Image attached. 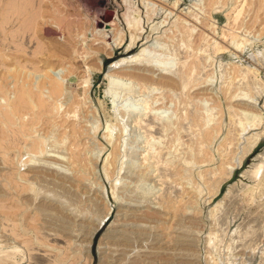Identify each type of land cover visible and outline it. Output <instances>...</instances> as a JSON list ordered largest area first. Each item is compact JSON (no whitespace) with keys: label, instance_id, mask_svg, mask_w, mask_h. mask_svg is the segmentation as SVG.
Returning a JSON list of instances; mask_svg holds the SVG:
<instances>
[{"label":"rangeland","instance_id":"1","mask_svg":"<svg viewBox=\"0 0 264 264\" xmlns=\"http://www.w3.org/2000/svg\"><path fill=\"white\" fill-rule=\"evenodd\" d=\"M99 1L21 5L30 13L19 51L0 30V264H264V91L253 85L264 81L262 0ZM133 19L139 31L128 28ZM141 32L151 49L164 47L148 55L184 71L199 60L195 82L182 89L177 74L178 88L166 87L144 67L149 80L115 69L141 50L130 45ZM56 78L65 95L54 102ZM24 83L35 107L22 99ZM239 94L253 104H238Z\"/></svg>","mask_w":264,"mask_h":264},{"label":"bare ground","instance_id":"2","mask_svg":"<svg viewBox=\"0 0 264 264\" xmlns=\"http://www.w3.org/2000/svg\"><path fill=\"white\" fill-rule=\"evenodd\" d=\"M39 1V0H38ZM43 1V0H42ZM218 1H220V0H218ZM34 0H1V4L3 5V8H2V13H1V17H0V30H1V33L3 34V39H4V45H5V48L6 49H10V44L11 43H14L15 44V48L19 51V46H21V43H22V40L24 39V37H25V33H24V31L21 29L22 28V24L25 22V17H26V15L28 14V13H30V12H28L29 11V8L27 7L25 10L23 9V7H25V6H22L21 7V5H27V4H30V6H32V5H34ZM48 2V1H47ZM98 2V1H97ZM100 2V5H102L104 2H105V0H100L99 1ZM124 2V1H123ZM144 2V1H143ZM214 3V2H213ZM219 3V2H218ZM38 4V3H37ZM124 4V3H123ZM127 4V3H126ZM104 5V4H103ZM122 5V4H121ZM215 5H217V4H215ZM219 5V4H218ZM246 5H248L249 7H251L252 5H253V3L252 2H250V1H247V3H246ZM119 6V5H118ZM124 6V5H123ZM144 6V5H143ZM176 6V5H175ZM214 6V5H213ZM51 7V6H50ZM60 7V6H59ZM104 7V6H103ZM127 7V6H126ZM145 7V6H144ZM264 7V1L262 0L261 2H259V8L261 9V8H263ZM105 8H106V5H105ZM136 8V7H135ZM161 8V7H160ZM126 9H128V8H126ZM133 9V8H132ZM34 10V9H33ZM36 11H37V9H35ZM103 11V10H102ZM114 11H116V10H114ZM129 11V10H128ZM127 12V11H126ZM168 12V11H167ZM241 12H242V10H239L238 12H237V15L235 16V18H234V22H237L238 20H239V16H240V14H241ZM33 13V12H32ZM40 13V12H39ZM58 13V12H57ZM106 13V12H105ZM34 14H36V13H34ZM60 14V13H59ZM68 14V13H67ZM77 14V13H76ZM121 14V13H120ZM132 14V13H131ZM164 14V13H163ZM170 14V13H169ZM90 15V14H89ZM103 15V19H104V17L106 18V19H108V17H107V15L106 14H102ZM115 15H117V14H115ZM115 15H114V17H115ZM124 15V14H123ZM64 16V15H63ZM132 16V15H131ZM141 16V15H140ZM28 17V16H27ZM67 17V16H66ZM31 18V17H30ZM34 18H37V16L36 17H34ZM47 18V17H46ZM71 18H74V17H70V19ZM76 18H79V17H76ZM113 18V17H112ZM123 18V17H122ZM125 18L127 19V14L125 15ZM131 18V17H130ZM41 19V18H40ZM65 19V18H64ZM68 19H69V17H68ZM75 19V18H74ZM80 19V18H79ZM38 20V19H37ZM48 20V19H47ZM66 20H67V18L64 20L65 22H66ZM105 20V19H104ZM177 20V19H176ZM92 21V20H91ZM114 21H117V19L116 20H114ZM27 22V21H26ZM38 22V21H37ZM56 22V21H55ZM109 22V21H108ZM150 22V21H149ZM57 23H58V21H57ZM114 22L112 21V22H110V23H107V25H109V27L113 24ZM116 23V22H115ZM133 23V24H132ZM45 24V23H44ZM56 24V23H55ZM59 24V23H58ZM62 24V23H61ZM41 25V24H40ZM115 25V24H114ZM129 25V27L128 28H131V27H133V29L136 27V29L139 31V27H138V25H139V20H137V19H133V20H127V26ZM143 25V24H142ZM140 26V25H139ZM54 27V26H53ZM58 27V26H57ZM28 28V27H27ZM46 28V27H45ZM58 28H60V26L58 27ZM44 29V28H43ZM47 29H48V27H47ZM54 29V28H53ZM75 29V28H74ZM110 29V28H109ZM45 30V29H44ZM77 30V29H76ZM57 31V30H56ZM58 31H59V29H58ZM103 31V30H102ZM120 31V30H119ZM129 31V30H128ZM55 32V31H54ZM60 32V31H59ZM191 32H192V30H191ZM44 33V32H43ZM42 33V34H43ZM58 33V32H57ZM61 33V32H60ZM102 33V32H101ZM118 33V32H117ZM116 33V34H117ZM231 33V32H230ZM33 34V33H32ZM36 34V33H35ZM105 34V33H104ZM135 34H137V36H135ZM135 34H132V37H133V40H132V44H130V45H133V46H135V44L136 43H138V42H141L142 43V48H141V50L139 51V52H137L136 54H133L132 56H130V57H128V58H122V59H118V61L116 62L115 61V63H113L112 64V66L115 68V69H123V68H129V69H132L133 71H127L126 73H123L124 74V76H132V77H135V78H141L142 80H149V77L146 75V74H142L141 72H137V71H139L138 69H141L140 67H144L146 70H148L149 72H157L159 75H161V76H163V77H165V78H167V80H169V82H167V81H165L167 84H164L166 87H171L173 84L172 83H177V85H175L174 84V86L173 87H177L178 86V81H177V77L176 76H178L177 74H180V79H181V81L179 82V86H181V88L182 89H186L189 85H191L192 84V82H195L194 81V77H193V74H195V73H197L196 72V70L198 69V67H199V62H197V61H199V60H196V59H194V60H192L191 62H190V65H189V69L186 71H184V66L185 65H183V66H180V67H175V62H174V59L173 58H170V57H168V58H166V59H164V60H161L157 55H156V53L153 55V56H151V55H148L149 53H147V49L149 48V49H151V47H152V45H150L149 43V41H147V40H145V38H144V34H143V32H141V33H135ZM189 34V33H188ZM203 34V33H202ZM204 34H206V33H204ZM51 35H52V32H51ZM131 35V34H130ZM231 35V34H230ZM41 36V35H40ZM54 36V35H53ZM149 36V35H148ZM208 36V35H207ZM207 38V37H206ZM121 39V38H120ZM31 41V40H30ZM43 42V41H42ZM49 42H50V40H49ZM215 42L217 43V41L215 40ZM214 41H213V45L214 44H216ZM53 43V42H52ZM97 43V42H96ZM99 43V42H98ZM104 43V42H103ZM121 43V42H120ZM119 43V44H120ZM155 43V42H154ZM55 44V43H54ZM115 44H116V40H115ZM139 44V43H138ZM153 44V43H152ZM235 44H236V46L235 47H237V48H241L242 47V45L244 44V41L243 42H241L240 41V43L239 42H235ZM105 45H107V44H105ZM121 45V44H120ZM140 46V45H139ZM159 46H161V45H159ZM210 46H212V45H210ZM57 47V46H56ZM65 47V46H64ZM95 47V46H94ZM118 47V46H117ZM153 47H155V46H153ZM152 47V48H153ZM158 48H160V47H156V48H154V49H151L152 51H155V52H157V51H162V49L164 48H160V49H158ZM202 48V47H201ZM224 47L223 46H218L217 45V47L215 48V53L216 52H221V50L223 49ZM15 49V50H16ZM57 49L59 50V52L61 53V54H63V55H66L67 54V50H65V48H63V49H60V48H58L57 47ZM110 49V48H109ZM132 49V48H131ZM16 50V51H17ZM33 50V49H32ZM37 50V49H36ZM223 50H225L226 51V49H223ZM149 51V50H148ZM151 51V52H152ZM107 52V51H106ZM154 53V52H153ZM112 54V53H111ZM128 54V53H127ZM76 55V54H75ZM40 57V56H39ZM89 57H90V55H89ZM262 58H264V56L262 57ZM16 60V59H15ZM42 60V59H41ZM47 62V61H46ZM22 63V62H21ZM111 65V64H110ZM23 67H25V66H23ZM186 67V66H185ZM5 68H7V67H4V69ZM38 68V67H37ZM113 68V69H114ZM187 68V67H186ZM13 69V68H12ZM45 69V68H44ZM96 69V68H95ZM8 70H9V68H8ZM92 70V69H91ZM146 70H144L145 72H146ZM151 70V71H150ZM10 71V70H9ZM35 71V70H34ZM122 71V70H121ZM16 72H18V71H16ZM258 72V71H257ZM6 73V72H5ZM36 73H37V69H36ZM259 73V72H258ZM28 74V73H27ZM30 74H32V73H30ZM155 74V73H154ZM237 75V77H235V78H238V77H240V76H242L243 74L242 73H240V72H238V74H236ZM116 76V75H115ZM10 77V76H9ZM27 77H28V75H27ZM114 77V76H113ZM222 77V76H221ZM119 79V78H118ZM262 79H264V78H262ZM112 82H113V80L112 79H110ZM117 79H115V81H116ZM165 80V79H164ZM241 80V79H240ZM20 81V80H19ZM123 81V80H122ZM263 81V80H262ZM85 82V81H84ZM111 82V83H112ZM118 82V81H117ZM120 82V81H119ZM119 82H118V84H119ZM207 82V81H206ZM213 82V81H212ZM48 83H49V99L51 98L52 99V101H54V99H56V100H58L59 98H62L64 95H65V84H64V80H63V78H62V80H60V79H54V80H49L48 81ZM82 83V82H81ZM126 83V82H125ZM44 84V88H45V86L47 85H45V83H43ZM43 84H42V86H43ZM117 84V85H118ZM208 84V83H207ZM81 85V84H80ZM91 85V84H90ZM116 85V86H117ZM122 85V84H121ZM196 85V84H195ZM253 85L255 86V88L256 89H258L257 91L259 92L258 94H260L261 93V91L263 92L264 91V81H263V83H259V81L258 80H256V81H254L253 82ZM115 86V87H116ZM119 86V85H118ZM127 86H128V84H127ZM193 86H194V84H193ZM115 87H110V89L111 88H115ZM122 87H123V85H122ZM129 87V86H128ZM125 88V87H124ZM178 88V87H177ZM2 89V88H1ZM110 89H108V90H110ZM127 89V88H126ZM4 90V89H3ZM43 90V89H42ZM114 90V89H113ZM5 91V90H4ZM125 91H127V90H125ZM34 92V91H33ZM33 92H31V90H30V88H29V84H26V83H24L23 85H22V87H21V96H22V99H23V101L25 102V103H30V104H32V106L33 107H35L36 106V104H35V101H34V99L33 98H35L34 96H35V94L33 93ZM114 92H115V90L114 91H112L111 93H113V95H114ZM122 92H124V91H122ZM128 92V91H127ZM132 92V91H131ZM205 92V91H204ZM38 93V92H37ZM108 93H110V91H108ZM40 94H45V91L43 90V91H40ZM40 94H39V96H40ZM122 94V93H121ZM213 94V93H212ZM41 96H43V95H41ZM41 96H40V98H41ZM45 96V95H44ZM43 96V97H44ZM40 98H37L38 99V101H39V99ZM236 100L237 101H239V103L238 104H253L252 103V98H255V97H253V96H249V95H244V96H241L240 94L239 95H237L236 96ZM20 99V98H19ZM48 99V100H49ZM41 101H39L38 102V104L40 103L41 104V106L42 107H46V106H48L47 105V100L46 101H44L43 99H40ZM51 101V100H50ZM55 102V101H54ZM53 102V103H54ZM79 102V101H78ZM51 104H52V102H50ZM58 103V102H57ZM236 104V103H235ZM55 105H56V103H55ZM206 105V104H205ZM7 106V105H6ZM31 106V107H32ZM72 106H73V104H72ZM249 106V105H248ZM58 107V106H57ZM62 107V106H61ZM38 108V107H37ZM204 108V107H203ZM253 108V107H252ZM13 109V108H12ZM21 109V108H20ZM25 109V108H24ZM40 109V108H39ZM5 110H7V109H4V111ZM15 110H16V108H15ZM53 110V111H52ZM52 110H50V108H49V106H48V112H50V111H52V114H53V112H54V107L52 106ZM74 109H72V111H73ZM211 110V109H210ZM13 111V110H12ZM11 111V112H12ZM187 111V110H186ZM205 111V110H204ZM10 112V113H11ZM209 113H207V115L206 116H203L202 117V120H203V125L206 127V126H208L209 125V123L213 120V116H212V112H210V111H208ZM242 112V111H241ZM244 112V111H243ZM8 113V110L6 111V114ZM17 112H15L14 114H16ZM72 113V112H71ZM73 113H75V112H73ZM246 113V112H245ZM244 113V115H246ZM3 114H5L4 112H3ZM35 114V113H34ZM51 114V113H50ZM253 114V113H252ZM69 115V114H68ZM250 115V114H249ZM8 116V115H7ZM19 115H17V117H18ZM22 116V115H21ZM20 116V117H21ZM35 116H36V114H35ZM243 116V115H242ZM254 116H255V114H254ZM185 117H186V119H188L189 120V118L192 120V121H198L199 120V118H201V117H196V115L194 114V113H187L186 112V115H185ZM244 117V116H243ZM6 118L7 117H5V120H6ZM170 118V117H169ZM255 118V117H254ZM21 121H22V119L21 118H19ZM32 119H34V118H32ZM12 120V119H11ZM138 120V119H137ZM141 120V119H140ZM157 120H158V118H157ZM159 120H161V119H159ZM168 120V119H167ZM166 120V121H167ZM9 121V120H8ZM7 121V122H8ZM254 121H256V122H254ZM253 121V125H250V126H252V127H255L256 128V126H258L260 123H259V119H257V120H254ZM9 122H11V121H9ZM22 122H24V121H22ZM13 123V122H12ZM25 123V122H24ZM168 123L169 124H171L172 122H170V119H169V121H168ZM195 123V122H194ZM35 124H36V122H35ZM240 124H241V126H240ZM211 125V124H210ZM249 125V124H248ZM248 125H244V123H243V121H242V119L240 118V120H239V127H242V128H240L241 129V132L242 131H245L246 130V128H247V126ZM17 126V125H16ZM238 126V125H237ZM249 126V127H250ZM20 127H22V126H20ZM28 127V126H27ZM173 127V126H172ZM219 127L220 126H217V128L219 129ZM10 128V127H9ZM14 128V127H13ZM24 128V127H23ZM22 128V129H23ZM26 128V127H25ZM181 128V127H180ZM209 128V127H208ZM27 129V128H26ZM221 129V128H220ZM20 130H21V128H20ZM247 130H249V129H247ZM11 131V130H10ZM26 131V130H25ZM210 131H211V129L209 128L208 130H206V132L204 133V135H203V139L207 142V140H209V139H212V137L210 138V135H211V133H210ZM217 131V130H216ZM239 131V130H238ZM95 132V131H94ZM212 132V131H211ZM246 132V131H245ZM117 133V132H116ZM218 133V132H217ZM18 134V133H17ZM95 134V133H94ZM213 134H214V132H213ZM243 134V133H242ZM254 134V133H253ZM108 135V134H107ZM241 135V134H240ZM18 136H19V134H18ZM109 136V135H108ZM15 137H16V135H15ZM253 138H254V141L251 143V145H250V147L248 148V149H251V148H253L254 147V145L255 144H257V142H259V140L261 139V133H255V135H253ZM201 139V138H200ZM244 139V138H243ZM203 140V141H204ZM202 142V141H201ZM209 142V141H208ZM108 143V142H107ZM158 143H159V141H158ZM4 145V144H3ZM203 145V144H202ZM38 146V145H37ZM200 146H201V144H200ZM3 147V146H2ZM249 151V150H248ZM6 152H7V150H6ZM42 152V151H41ZM202 152H204V150L202 151ZM113 153V152H112ZM212 155V154H211ZM54 156V155H53ZM77 157H79V155L77 156ZM58 159V158H57ZM117 159V158H116ZM62 160V159H61ZM200 160V159H199ZM108 161V160H107ZM47 162V161H46ZM200 162V161H199ZM193 163V162H192ZM189 164L191 165V163L189 162ZM188 164V165H189ZM108 165V164H107ZM182 166V165H181ZM106 167V166H105ZM261 167H262V164L260 163L259 164V166H257V168L255 169V171H254V175H258L259 173H260V169H261ZM222 169V168H221ZM65 173V172H64ZM182 173V172H181ZM38 177V176H37ZM257 179H259V178H257ZM33 189V188H32ZM31 190V189H30ZM37 193V192H36ZM115 195V194H114ZM215 234V233H214ZM212 242V245H214V243H213V241H212V239L211 240H209V245H210V243ZM14 248V247H13ZM15 250V249H14ZM11 255H9V254H7L6 255V257H8V259L9 258H11L10 257ZM4 259V258H3ZM14 259V258H13Z\"/></svg>","mask_w":264,"mask_h":264}]
</instances>
